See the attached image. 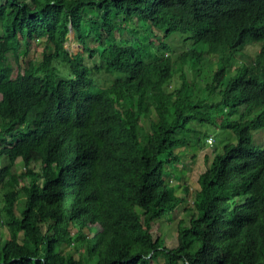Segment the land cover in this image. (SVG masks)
Wrapping results in <instances>:
<instances>
[{"label": "trees", "instance_id": "1", "mask_svg": "<svg viewBox=\"0 0 264 264\" xmlns=\"http://www.w3.org/2000/svg\"><path fill=\"white\" fill-rule=\"evenodd\" d=\"M38 39L41 62L22 68L21 42ZM189 122L235 139L192 201L165 180ZM259 128L264 0H2L0 264H264ZM185 203L168 246L152 225Z\"/></svg>", "mask_w": 264, "mask_h": 264}, {"label": "rangeland", "instance_id": "2", "mask_svg": "<svg viewBox=\"0 0 264 264\" xmlns=\"http://www.w3.org/2000/svg\"><path fill=\"white\" fill-rule=\"evenodd\" d=\"M2 3V0H0ZM72 32L70 33V39L65 43V45L73 52L77 50H82L81 45L73 40ZM87 40L92 44L94 39L92 37H87ZM171 44V50L174 54L180 53L188 43L180 41L179 37L168 38ZM157 42V41H156ZM44 50V42L42 39H38L31 43L27 48L24 42H21L19 48V58L18 63L22 68L28 66H36L41 62ZM252 53L256 52V47L250 49ZM13 70L16 72V63L12 60ZM191 65L185 64L183 66L187 67ZM211 68L208 63L203 62L202 64H194L191 67V76L194 78L198 86L203 85L207 82ZM199 129V136L201 139H197L198 134L194 133L192 130ZM251 142L258 147H264V128L251 129ZM209 134L214 139L212 143H209ZM180 137H184L186 140V145L181 146L176 149L177 152L181 151V160L172 167V171L176 174L170 175L165 174L166 182L174 185H179L176 193L179 195H187L188 200L193 199L194 191L198 187L197 177L199 173L208 165L211 161L212 149L221 151L222 146L230 141L234 142L233 133L227 128H221L216 123H191L189 122L185 127V130L178 133ZM207 138V139H206ZM234 139V140H233ZM17 168L21 167L20 161H17ZM168 171V170H167ZM179 175V176H178ZM178 176V177H177ZM188 203L177 206L176 210L171 214L166 215L161 220H157L152 225V233L154 235H162L166 245L170 246L176 242L177 226L179 224L187 223V214L183 207H187ZM1 230L2 235H6L7 231L5 229Z\"/></svg>", "mask_w": 264, "mask_h": 264}, {"label": "built area", "instance_id": "3", "mask_svg": "<svg viewBox=\"0 0 264 264\" xmlns=\"http://www.w3.org/2000/svg\"><path fill=\"white\" fill-rule=\"evenodd\" d=\"M208 141L209 143L213 141V139L211 137H208Z\"/></svg>", "mask_w": 264, "mask_h": 264}]
</instances>
